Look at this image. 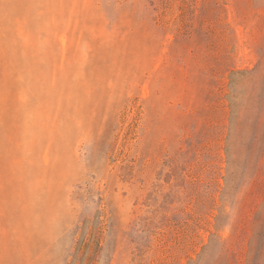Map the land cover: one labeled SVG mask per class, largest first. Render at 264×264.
Instances as JSON below:
<instances>
[{
  "label": "rangeland",
  "instance_id": "rangeland-1",
  "mask_svg": "<svg viewBox=\"0 0 264 264\" xmlns=\"http://www.w3.org/2000/svg\"><path fill=\"white\" fill-rule=\"evenodd\" d=\"M0 264H264V0H0Z\"/></svg>",
  "mask_w": 264,
  "mask_h": 264
}]
</instances>
